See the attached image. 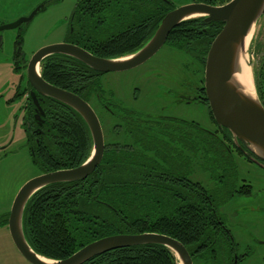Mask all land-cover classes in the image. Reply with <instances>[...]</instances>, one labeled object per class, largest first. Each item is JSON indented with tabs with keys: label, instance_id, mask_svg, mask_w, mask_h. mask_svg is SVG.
<instances>
[{
	"label": "trees",
	"instance_id": "16d2710c",
	"mask_svg": "<svg viewBox=\"0 0 264 264\" xmlns=\"http://www.w3.org/2000/svg\"><path fill=\"white\" fill-rule=\"evenodd\" d=\"M150 1L144 9L130 11L128 6L117 10L109 1L99 0L88 18L75 14L72 40L99 56L132 53L147 42L164 15L176 6L170 0H156L165 3L164 11H159L154 0ZM190 1L220 5L229 0ZM131 13L134 17L142 14L143 20L128 19ZM116 15H120L117 19L121 25L126 21L133 25V32H120L117 36L111 33ZM143 25L150 27L147 33L142 31ZM222 26V22L207 23L204 17L185 20L172 30L168 44L195 55L205 68L208 50ZM41 74L48 82L112 113L104 105L112 101V96L100 81L103 73L80 60L63 54L48 56L41 63ZM255 81L264 104V69L262 88L257 78ZM40 105L44 111L40 120L36 119L33 101L30 99L25 105L28 141L40 142L32 151L34 164L48 172L86 161L93 140L84 118L74 108L49 96H40ZM99 117L106 148L94 172L79 181L47 185L26 204L23 227L34 250L48 258L61 259L108 235L158 232L183 242L194 264H234L236 243L222 227L226 220L221 208L237 193H252L253 186L245 184V178L240 182L233 148L247 156L231 132L217 123L216 130L185 122L172 127L168 119L147 121L126 110L118 125L114 123L106 129L100 112ZM158 124L159 132L168 138L154 134L153 125ZM129 138L133 140L130 143ZM195 163L211 173L214 185L210 189L191 178ZM214 169L219 170L216 175L212 173ZM83 264H179V260L165 245L141 244L103 252Z\"/></svg>",
	"mask_w": 264,
	"mask_h": 264
},
{
	"label": "water",
	"instance_id": "95a60500",
	"mask_svg": "<svg viewBox=\"0 0 264 264\" xmlns=\"http://www.w3.org/2000/svg\"><path fill=\"white\" fill-rule=\"evenodd\" d=\"M54 0H43L29 15L21 16L14 23L2 25L0 30L29 23ZM264 16V0H229L220 5L205 2H188L168 11L153 35L136 51L119 56L105 57L71 42H55L39 48L27 65V77L37 110L44 113L37 95L49 96L74 108L86 121L91 132L93 148L82 164L40 173L26 181L18 191L8 217L11 237L31 264H83L103 252L141 244H161L169 247L179 264H194L193 257L180 240L158 232L118 233L96 239L71 255L52 259L39 254L26 238L23 216L26 204L39 189L54 183L74 182L87 178L101 163L105 151V135L99 116L91 104L75 92L48 82L41 74L42 61L54 54L68 55L102 73L122 72L133 69L153 57L167 42L172 30L181 22L204 17L209 22H222L223 26L208 50L204 87L211 112L221 128H227L235 143L247 157L264 167V104L259 96L255 76L256 96L245 92L234 75L239 72V55H247V37ZM251 41V40H250ZM248 57V56H247ZM248 65H252L248 58ZM254 75V71L252 70ZM37 112V118L40 117Z\"/></svg>",
	"mask_w": 264,
	"mask_h": 264
},
{
	"label": "rangeland",
	"instance_id": "374dc122",
	"mask_svg": "<svg viewBox=\"0 0 264 264\" xmlns=\"http://www.w3.org/2000/svg\"><path fill=\"white\" fill-rule=\"evenodd\" d=\"M43 0H17V17L24 16L36 8ZM79 0H57L41 10L34 19L22 29H17V69L13 62L15 51V32H5L7 41L0 46V264H31L16 247L7 223L14 199L22 185L30 178L41 173L33 163L28 135L25 130L24 116L27 90V64L31 56L42 46L61 42L65 39L68 31V20L72 16ZM174 1V0H173ZM177 5L190 0H175ZM21 31V32H20ZM20 32V33H19ZM247 56L252 65L255 79L262 88V72L264 69V16L258 21L251 33ZM151 63L141 67L137 71L146 73L147 70L159 67L166 73H172L182 78L186 84L177 83L171 89L167 86L158 91L160 100L165 104L167 113L178 118L194 120L202 127L216 130L217 124L213 118L208 102L180 104L174 106L176 95L195 93L198 97L203 93L205 68L202 63L193 60L183 51L172 50L171 45H166ZM175 53V54H174ZM175 55V56H174ZM175 59V60H174ZM176 61V63H174ZM131 72H116L105 74L102 78L103 86L114 93L115 98L129 102L132 96L134 77ZM152 79V77L150 78ZM149 80V79H148ZM147 83V82H146ZM25 88V89H24ZM151 93H143V101L150 99ZM95 107L103 114L106 129L114 126L115 118L95 102ZM172 105L174 107H172ZM111 125V126H110ZM110 131V130H109ZM238 161L240 182L245 178V184L253 186L252 193H238L226 205L222 206L221 212L229 216V225L233 228L239 247L249 245L252 248V257L248 264H264V169L254 162L240 155L233 148ZM203 154L198 157L200 161ZM194 170L190 173L191 178L201 182L210 189L214 182L209 170H205L199 164H194ZM217 169L212 173L217 174ZM238 212L237 220L248 226L236 227L235 219H231L229 213L232 209Z\"/></svg>",
	"mask_w": 264,
	"mask_h": 264
},
{
	"label": "flooded vegetation",
	"instance_id": "af4514ba",
	"mask_svg": "<svg viewBox=\"0 0 264 264\" xmlns=\"http://www.w3.org/2000/svg\"><path fill=\"white\" fill-rule=\"evenodd\" d=\"M56 1L57 0H54L51 3H49L48 5H50V4H52V3L56 2ZM97 1H99V0H79L78 1V3L75 6V9H74V11L72 13V16L68 20V23H67L68 31H67L66 37L61 42H71V43L77 44L76 41L72 40L73 36L75 35V33H74V28H75L74 21L76 22L75 14L78 13V16L84 15V16H86L88 18L89 15L91 14V12H94L93 11L94 10L93 7H94V4ZM104 1H109L110 4H112L117 10L118 9H122L124 6H128L130 11H132L133 8H138V7L141 8V9H144L148 5L150 0H104ZM170 1H172L176 6H179V5L184 4V3H188V1H187V2L180 3L179 5H177L175 0L174 1L170 0ZM189 2H192V1H189ZM152 3L157 6L156 8L159 9V11H160V9L163 10V8L165 7V3L164 2L160 3V2H158L156 0H154ZM168 7H169L168 10H169L171 7L170 6H168ZM29 14L30 13H28V14H26L24 16H27ZM129 15H130V17H128V19L132 18L133 20H134V18H135V20H143L142 17H144L142 14L139 15L138 17L137 16L134 17V15L131 16L132 13L129 14ZM97 16L98 15L95 14V17H97ZM127 16H128V13L126 14V17ZM118 17H120V15H116L114 17L112 29L110 30V32L114 33L115 36H117L120 32L122 33V32H126L128 30H132L131 32H133V29H132L133 25H130L129 23L126 24L127 21L123 25H121L119 20L117 19ZM17 19H18V17H17V0H0V27L2 25H5V24L14 23V22L17 21ZM26 24H28V23L23 22L18 27L16 26V27H13V28L0 30V46H3L6 43V41H7L6 38H7V35H9V34H7L5 32L6 30L15 32V51H14V56H13V62H14V65H15L16 69H17V54H19L18 51H17V29H22ZM140 24L141 23H139V25ZM136 25H138V23H136L135 26ZM130 27H132V28H130ZM149 29H150V27L147 29L143 25L142 31L147 33L149 31ZM169 37H170V35H169ZM169 37H168L167 42L165 43V45L153 57H151L149 60H147L143 64H141V65H139V66H137V67H135L133 69H130V70H127V71H122L123 73L131 72L130 74H132L133 77H134V82H133V86L134 87L132 88V96H131V100L129 102H124L122 98L121 99L115 98L114 93L112 91L111 92L109 91V93L112 96L111 97L112 101H109L108 105L107 104H104V105L106 107L110 108V110L112 112L111 114L115 118V123L117 125L119 124V120L123 116V111L124 110H126L128 112L131 111V113L132 112L137 113L141 118H144L147 121H151L152 120V121H157V122L160 121L161 122V120H163V119H168V120H170L172 122L171 123V124H173L172 127H176L177 123H180V122H185V123H188V124L189 123H191V124L198 123V122H196L194 120L193 121L192 120H187L186 118H178L175 115H172V114L170 115L171 112H169V113L165 112V111H167L165 106H164L165 104L160 100L161 98L158 96V91L164 86L169 85L168 87L170 89H171L172 85L175 86V84H177V83H180L181 85H185L186 86V84L182 81V78H180V76H177V75L172 74V73H166V72L162 71L159 67L149 69V70L146 71V73H142L141 72V73H139L137 75L138 69H140L141 67H144L148 63H151L153 61V59L157 55H159V52H162L161 50L166 45L167 46L171 45L170 43L168 44ZM171 49L172 50L181 51L175 45L174 46L171 45ZM190 57L193 58L194 61L196 60V56L195 55H191ZM29 60H28V62H29ZM174 63H176V61H174ZM110 73H116V72H110ZM105 74H108V73H103V75H101V77H100V81H101L102 85H103L102 78H103V76ZM151 77H152V79H150ZM28 82H27V85H28L27 86V90L24 91L25 95H26V98H27L26 102L24 104V108H25V105L28 102L30 103V99L35 104L33 98L30 96L32 86H31V84L29 85ZM188 87L191 89V93L190 94H188V93L181 94L180 93L178 96L176 95L175 101H173L174 106L180 105V104L198 103L199 96L202 97V98H200L201 102H204V103L208 102V99L206 97L205 89H202L203 93L199 94L198 97H196L197 96L196 91L194 93V92H192V90H193L192 87L191 86H188ZM144 92H150L151 93L150 99L147 100V101H143V99H142ZM171 92H173L172 89H171ZM40 96H44V95H40V94L37 95V98L39 99V102H40ZM208 104H209V102H208ZM35 106H36V104H35ZM91 106L94 108V110L96 111L97 115L99 116V111H98L99 109H97L95 107V105H93V104H91ZM174 106L172 105V107H174ZM36 108H37V106H36ZM37 112H40V111L37 110ZM42 114H44V113L40 112V117L37 118V113H36V119L40 120ZM25 116H26V111H25ZM25 116H24V123H26L27 126H28L29 125V121L27 119H25ZM99 119H100V117H99ZM101 124H102V122H101ZM164 125H166V123H164ZM27 126L25 125V130H26ZM153 126H154L153 132H154V134L157 137L161 136L163 138H168L165 134H161V132H159V124L158 125H153ZM31 128H33V127H31ZM203 128H205L206 130H211L208 127L207 128L203 127ZM33 130L35 131V130H37V128L34 127ZM103 131H104V129H103ZM26 132H27V130H26ZM117 133H118V130H117ZM104 135H105V133H104ZM131 141H133V140H131L129 138L128 143H130ZM175 142L176 141H174L172 143L175 144V146H176L177 142L176 143ZM39 144H40L39 140H36V139L33 142L28 141V145H29V148H30L31 155H32V151H33L34 147L39 145ZM32 145H34V146H32ZM105 148H106V140H105ZM178 148L180 149L181 147H178ZM192 157H193V153H192ZM247 158L250 159L249 157H247ZM251 162H254L258 166H261L258 163H256L255 161H251ZM262 168L264 169L263 166H262ZM41 173H44V172L41 171ZM245 195H247V194H245ZM261 209L264 210V207H262ZM229 215H230L231 219H235L236 227L237 226H239V227L248 226V224L237 220L236 216L238 215V212L236 211V209L233 208L231 210V212L229 213ZM224 217H225L226 222H225V225L224 224L222 225V227H223V229H226L228 231V234H229L230 238L233 241H235V243H236V248L233 251V258H234V262H235L234 264H248L247 261L253 255L252 248L249 245H247V244L244 245V247H242V248L239 247L240 242L237 240L238 238L235 236L233 228L228 223L229 222V216L227 217L224 214ZM4 222H6V221L4 220ZM0 223H2V222H0ZM6 223H7V226H8V221ZM262 230H263V232L259 233L261 236L264 235V228H262ZM261 243H264V241H261Z\"/></svg>",
	"mask_w": 264,
	"mask_h": 264
},
{
	"label": "bare ground",
	"instance_id": "6f19581e",
	"mask_svg": "<svg viewBox=\"0 0 264 264\" xmlns=\"http://www.w3.org/2000/svg\"><path fill=\"white\" fill-rule=\"evenodd\" d=\"M250 38H251V34L246 39L247 44L250 42ZM239 65L241 70L235 73L234 75L235 80L243 85L245 92H247L252 96H256L254 90L252 69L251 66L248 65V57L246 54L240 53Z\"/></svg>",
	"mask_w": 264,
	"mask_h": 264
}]
</instances>
